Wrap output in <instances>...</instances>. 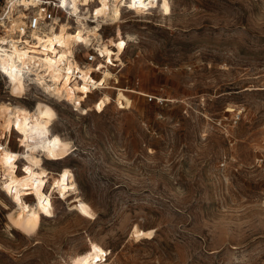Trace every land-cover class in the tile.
Returning <instances> with one entry per match:
<instances>
[{
    "label": "rangeland",
    "instance_id": "obj_1",
    "mask_svg": "<svg viewBox=\"0 0 264 264\" xmlns=\"http://www.w3.org/2000/svg\"><path fill=\"white\" fill-rule=\"evenodd\" d=\"M170 2L164 18L122 9L127 24L104 25L105 42L127 34L117 27L136 37L118 58L110 47V102L97 112L96 90L88 114L63 118L75 141L65 165L97 219L56 194L26 237L0 193V264H67L92 243L107 264H264V0ZM86 51L95 59L78 60L103 70ZM134 225L154 237L135 242Z\"/></svg>",
    "mask_w": 264,
    "mask_h": 264
},
{
    "label": "clouds",
    "instance_id": "obj_2",
    "mask_svg": "<svg viewBox=\"0 0 264 264\" xmlns=\"http://www.w3.org/2000/svg\"><path fill=\"white\" fill-rule=\"evenodd\" d=\"M6 3L7 8L0 15V26L4 28V35L0 36V56L3 57V67H0V181L3 184L0 192H4L17 204L21 202L22 196H33L39 209L51 217L52 201L56 194L59 199H65L67 177L74 168L72 164L65 165V161L70 160L75 150V141L65 127L63 118L67 116L74 120L79 114V102L84 97L73 99L75 93H87L90 87L100 86L91 80L89 68L86 67L83 74L80 73L76 54L83 51L88 60H94L95 57L88 55L86 51L95 47L90 37L99 38L97 33L104 25L117 24L118 21L120 24H127L121 19V9L135 10L136 16L131 17L135 20L146 13L149 7H155V4L143 3L141 0H116L109 6L108 0H99L103 7L98 8L95 7L94 0H56V8L65 10L67 14L57 36L54 35V26L60 24L58 17L51 24H42L39 28L35 21L27 26L16 22H12L11 27L6 24V20H11L14 11L22 15L21 6L24 9L35 7L42 0H6ZM83 5L92 7H85L82 12ZM109 8L111 15L108 14ZM101 15L107 19H97ZM128 16V13H124L125 19ZM90 24L94 26L90 27ZM26 27L28 38H24ZM69 29H73L74 35L67 34ZM44 30H49L47 35L50 39L40 40L39 44L30 43V39H39L37 34ZM121 32L129 33V40L136 39L127 29H115L117 37ZM14 33L19 35L13 38ZM107 35L111 37L112 33ZM62 39L72 41L73 47L61 51L59 55L53 53L56 59L29 56V52L36 48L59 43ZM107 43L112 44V39L109 38ZM77 45H83V49L77 48ZM115 47L122 50L124 41L121 40ZM95 50L100 52L99 48ZM47 51L52 50L46 49ZM119 55L117 52V58ZM109 75V72H104L106 78ZM81 80L84 81L83 84L80 83ZM103 83L104 81H100V84ZM69 84L71 88L68 87ZM65 91L71 94H63ZM58 146L64 149L63 155H53V149ZM76 188L77 185L73 183L72 190L75 191ZM0 207L6 209L8 205L0 200ZM24 207L27 209L28 205L25 204ZM96 219L95 215L91 217L92 221ZM89 235L91 236L90 232ZM113 243L111 240L109 247L113 248ZM85 256L91 257V264H107L105 258L109 257V253L95 243L90 246L85 244L78 249V258L72 264H89L88 261L80 259Z\"/></svg>",
    "mask_w": 264,
    "mask_h": 264
},
{
    "label": "bare ground",
    "instance_id": "obj_3",
    "mask_svg": "<svg viewBox=\"0 0 264 264\" xmlns=\"http://www.w3.org/2000/svg\"><path fill=\"white\" fill-rule=\"evenodd\" d=\"M94 2H96L95 7H98V8L103 7V4L99 3V0H94ZM108 2H109V6H111V4L113 2H116V0H108ZM141 2L147 3V4H155V7H149L147 11L154 10L156 13H158L163 18L167 14L171 13V11H172L170 0H141ZM2 6L0 7V9L5 10L7 7V3L5 2V6H3V7ZM35 7L30 6L29 8L24 9L23 6H21L20 12L22 13V15H23V13H24V15H27L28 12L29 13L33 12L35 10ZM85 7L91 9L92 5L81 6L82 12H83ZM26 10L28 11L27 13L25 12ZM128 11L135 12V10H131V9H128ZM15 13H17V12H15ZM121 13H122V9H121ZM108 14L111 15V9L110 8L108 10ZM22 15H20V13H17V16L15 17V19L12 18L10 20L11 23L19 21L20 17ZM123 18L124 17L121 15V19H123ZM66 19H67V17H65V19L60 21L59 25L54 26V28H55L54 35H57V36L59 35L60 25H63L65 23ZM97 19L103 20V19H107V17L104 15H101ZM68 22L72 23V21H68ZM118 23H120V22L118 21L117 24ZM117 24H113L111 26L116 27ZM89 26L92 27L94 25L90 24ZM9 27H11V25ZM74 27H75V25H74ZM103 28H104V26H102L100 29V32L97 33V37H99V38L90 37V39L93 40V44L95 46V47H93L94 50L96 48L100 49V52L96 51L97 57H103L102 62L106 64L105 68L103 70H99V68L95 67V65L92 64L91 62H81L80 60H78V55H76V60H77V63L79 65V68H80V73L83 74L84 69L86 67L89 68L91 70L89 73L91 80L95 81L96 84L100 85L99 87H90L89 91L87 93L79 92V93H75V95L73 96V99H75L76 97H79V96L84 97V99L79 102L80 103V111L79 112L82 114H88V110L83 108L81 106V103L83 101H85L87 103L88 99H92L91 97L93 95V92L96 90H98L99 93L97 95L98 96L97 100L93 102V108L97 112L100 113V112L104 111L105 107L110 102L113 84H110V80L108 79V77L106 78L104 76V72L105 71L108 72V69H109L107 58L110 55V47L113 46L116 50V53L119 52L121 54L124 52V50L128 44V41H130L128 39L129 34L127 33L121 38H116L115 40H112V44H108L107 42L104 41L103 35L101 33ZM48 31L49 30H44V31L38 33L37 35H38L39 39H35V40L30 39V43L39 44L40 40L50 39V37L47 35ZM67 34L74 35L73 29H69ZM24 38H28V36L24 37ZM121 40L124 41V47L122 50L115 47V45L117 43H119ZM61 45H64V47L62 48ZM71 47H73L72 41H69L67 39H62L59 43L46 44V45H42L40 48H36L33 52H29V56H38L40 59H45V58L56 59V56H54L53 53H56L57 55H59V53L61 51H65L66 49L71 48ZM76 47L78 48V45ZM46 49H51L52 51L46 52ZM101 52L104 54L101 55ZM37 62H39V61H37ZM0 67H3V57L2 56H0ZM51 67L55 68L56 66L51 65ZM93 72L99 73L100 74L99 78H94L92 76ZM100 81H104V83L100 84ZM80 83L83 84L84 81L81 80ZM68 87L71 88V84H69ZM63 94L70 95L71 93L65 91ZM63 152H64V149L62 147H59V146L53 149V155H63ZM0 179H2V172H0ZM73 183L76 184L75 179H74V173L71 169L70 174L67 177V182H66L67 191L65 192V200L67 202L70 201V204H68L70 210H73V211H75V212H77L83 216L91 218L93 215H95L94 210L92 209V207L87 202H85L83 199H81L79 197L77 188L75 191L72 190V184ZM2 184H3V181H0V187H2ZM61 190H63V189H61ZM0 193L7 199V197L5 196L6 194H4V192H0ZM9 198H10L9 203L11 205V209H10L9 213L7 214V221H8L9 226L12 229L16 230V232L18 234H21V235L26 236V237H33V236L37 235L39 228H40L41 219L46 218L48 216H46L44 214L42 209H39V205H38V202L36 201L35 197L31 196L30 198H27V201L28 200L31 201V203H27V201L22 196L21 202L18 204L15 203L11 197H9ZM25 204L28 205L27 209H25V207H24ZM52 205L54 206L53 201H52ZM50 211H52V213H53L52 216H54L55 209L53 207H51ZM9 217H11V218H9ZM153 237H154L153 230H142L137 225H134L131 232H130V238L132 240H134L135 242H140L142 240H150ZM77 258L78 257H74L73 259L68 260L67 264H72V261L76 260ZM80 259H82L84 261H88L89 264H91V258H89V257H80Z\"/></svg>",
    "mask_w": 264,
    "mask_h": 264
},
{
    "label": "built area",
    "instance_id": "obj_4",
    "mask_svg": "<svg viewBox=\"0 0 264 264\" xmlns=\"http://www.w3.org/2000/svg\"><path fill=\"white\" fill-rule=\"evenodd\" d=\"M5 2L6 0H4L3 6H5ZM5 10L0 9V15H2ZM25 12L27 13L28 11L26 10ZM16 16L17 13L13 12L12 18L15 19ZM37 17H39V19H37ZM57 17L60 19V21L67 17L65 10L56 8V0H42V3L36 6L33 12H30L27 15H24L23 13V15L20 17V20L16 23H19L22 26H27L31 21H35L36 26L39 28L42 24H51L52 20ZM6 24L9 27L11 25V21L6 20ZM2 35H4V28L3 26H0V36ZM18 35V33H14L13 38H16ZM27 36L28 28L26 27L25 37Z\"/></svg>",
    "mask_w": 264,
    "mask_h": 264
}]
</instances>
